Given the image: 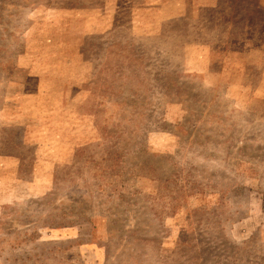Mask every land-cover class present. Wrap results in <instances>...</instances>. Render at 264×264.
Instances as JSON below:
<instances>
[{"label": "rangeland", "instance_id": "rangeland-1", "mask_svg": "<svg viewBox=\"0 0 264 264\" xmlns=\"http://www.w3.org/2000/svg\"><path fill=\"white\" fill-rule=\"evenodd\" d=\"M88 3L0 0V264H264V0H187L188 24L148 38H101ZM117 148L120 172L94 171ZM162 182L188 191L176 214ZM82 228L107 263L55 252Z\"/></svg>", "mask_w": 264, "mask_h": 264}, {"label": "crops", "instance_id": "crops-1", "mask_svg": "<svg viewBox=\"0 0 264 264\" xmlns=\"http://www.w3.org/2000/svg\"><path fill=\"white\" fill-rule=\"evenodd\" d=\"M87 5H82L81 10H87L89 15L97 19L96 34H102L100 37L111 36L113 32L125 33L127 38L139 37L148 38V36L155 37L161 34L165 28H175L177 26H184L188 24L186 21V4L187 0H88ZM194 3L196 0H189ZM70 5L69 7H73ZM95 13V14H94ZM112 14V20L108 21L107 18ZM103 15V17L101 16ZM190 27L189 32H198L206 34V41L199 45V48L210 49L214 47L215 43L211 38V27L209 23L205 24L203 20L195 18L192 13L189 15ZM105 20H103V19ZM101 20V21H100ZM103 20V21H102ZM109 24V25H108ZM108 25V26H104ZM138 25L140 33H136L132 27ZM160 32V33H159ZM105 33H107L105 35ZM158 34V35H156ZM137 35V36H133ZM209 36V37H208ZM210 45V46H208ZM204 53L205 51H200ZM210 55V51L209 54ZM211 58V55L209 56ZM1 140L0 146H7L3 144ZM8 177L0 178V185L5 186L8 183ZM15 183L26 184V181L15 177L13 180ZM6 190V189H5ZM4 189H1L0 193V216L5 208L14 204L10 199H6L8 193H4Z\"/></svg>", "mask_w": 264, "mask_h": 264}, {"label": "trees", "instance_id": "trees-1", "mask_svg": "<svg viewBox=\"0 0 264 264\" xmlns=\"http://www.w3.org/2000/svg\"><path fill=\"white\" fill-rule=\"evenodd\" d=\"M175 57H179L180 54L177 53V52H174L173 53ZM156 90H158L159 92H161V95L162 96H166V95H172L174 92L172 91V89L169 88V86H166L164 84H161L160 86H158V88H155ZM134 109H137V107L133 106V110ZM134 113V112H133ZM132 113V114H133ZM139 146H142V144H139ZM118 148H120V146H118ZM118 152L116 151L115 153H113L111 150L110 151H105V153L107 154V156L105 157V159H101L102 163L97 166V168L94 169V171H97V170H100L102 167H104V169L106 168V172L108 174H115V173H118L120 172L119 171V166H120V163L122 162V160L124 159V156H125V153L121 150V149H118ZM79 156L76 155V159H80L82 158V156L85 155V149H82L81 150L79 149ZM110 161H115V164L114 166H111L109 164ZM120 162V163H119ZM147 166V165H145ZM77 167V166H76ZM178 185V183H176V186ZM163 186V187H162ZM161 192H160V195L162 197H169V200H171V204H173L172 206V209H173V213L176 214L178 212V210L180 209V207L183 205L181 204V199H185L186 198V194L188 191H186L187 189H181V190H167V188L164 190V184L163 182L161 183ZM198 188V186L196 187ZM174 193H176L177 195H175ZM180 204V206H178ZM200 216H202L204 219H201V221L205 220L208 224L210 223H213V224H217L218 222L215 221V215L209 211H207L205 208L203 209H195L194 212H192V217L195 218V221H196V217L197 218H200ZM78 223V222H77ZM62 225L61 224H57L55 226V230H61L63 229L61 227ZM69 231V238L73 239V241L70 243V244H65V245H61L62 247H66L67 249L65 248H62L60 251H55V252H59L58 254H60V252H62L63 250H69V251H72V250H81L82 247L86 248L85 250L87 251L88 253V249H89V246L92 247V249L89 250V252L91 251L93 253V255H97L98 256V259H100L102 257V253L106 255V263L108 261V249H109V244L107 242H104V238L100 235H94L93 237L91 238H86L84 237L85 235V228H82L76 232H70ZM75 231V230H74ZM95 232V230H92ZM133 233V231L131 232V234ZM206 238V236H205ZM204 237H199L197 236L195 241H196V246H194L193 248L197 247V245H200L201 244V247L203 246L202 243L204 242L205 240ZM96 241H95V240ZM209 239H207L208 241ZM153 243H156V240H152ZM151 242V243H152ZM16 244H13V248L16 247L15 246ZM24 244L21 243L19 246V248H22ZM210 249H207V252L209 251ZM15 257H16V263L14 264H20L18 263V261L21 260V258H19L18 256H16V253H14ZM59 257V256H57ZM158 258L161 259L160 257V254H159V251H158ZM29 258H27L28 260ZM13 264V263H12ZM22 264V263H21ZM96 264H98L96 262Z\"/></svg>", "mask_w": 264, "mask_h": 264}]
</instances>
